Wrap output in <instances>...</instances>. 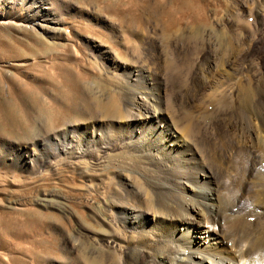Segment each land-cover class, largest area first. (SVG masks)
Returning a JSON list of instances; mask_svg holds the SVG:
<instances>
[{"label": "rangeland", "instance_id": "374dc122", "mask_svg": "<svg viewBox=\"0 0 264 264\" xmlns=\"http://www.w3.org/2000/svg\"><path fill=\"white\" fill-rule=\"evenodd\" d=\"M56 1L107 18L116 30L87 25L81 17L78 27L49 36L0 5V264H56L66 254L100 264L95 258L106 252L94 236L107 229L119 174L140 179L150 172L144 162L130 163L120 152L111 157L92 151L34 174L3 160L17 143L41 138L65 121L115 118L124 80L108 75L79 32L95 36L127 65L155 73L166 116L197 141L203 162L216 170L219 134L232 132L235 117L230 99L219 98L211 83L219 72L205 71L206 57L215 51L233 57L238 81H264V0ZM172 20L178 26L169 32ZM222 66L218 69L229 70L227 63ZM188 124L194 126L191 133L185 131ZM71 243L74 249L67 247Z\"/></svg>", "mask_w": 264, "mask_h": 264}, {"label": "bare ground", "instance_id": "6f19581e", "mask_svg": "<svg viewBox=\"0 0 264 264\" xmlns=\"http://www.w3.org/2000/svg\"><path fill=\"white\" fill-rule=\"evenodd\" d=\"M0 5L49 36L76 27L81 17L87 25L116 30L107 18L56 0H0ZM177 26L172 20L166 27L173 32ZM79 36L110 77L124 80L115 118L65 121L41 138L17 143L3 160L28 174L80 161L92 151L111 157L120 152L125 160L145 163L148 174L139 173L138 179L121 171L118 188L112 189L107 229L94 236L106 252L92 257L100 264H264V81H238L233 57L216 51L206 57L205 71L219 72L211 83L219 88V98L230 99L235 117L232 132L219 134L221 167L216 170L203 162L197 141L166 116L155 73L122 62L95 36ZM226 63L229 70L218 69ZM78 261L66 254L55 263L85 264Z\"/></svg>", "mask_w": 264, "mask_h": 264}]
</instances>
